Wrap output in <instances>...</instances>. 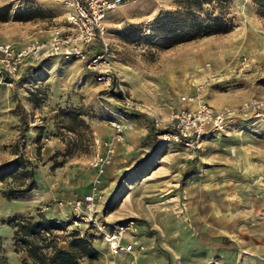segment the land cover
<instances>
[{
  "label": "rangeland",
  "instance_id": "1",
  "mask_svg": "<svg viewBox=\"0 0 264 264\" xmlns=\"http://www.w3.org/2000/svg\"><path fill=\"white\" fill-rule=\"evenodd\" d=\"M202 1L190 0L192 23L220 11L216 0ZM1 6L8 18L0 20V42L21 46L63 25L60 0H0ZM182 6L181 0H125L105 17L106 56L129 97L160 117L182 106L180 96L198 84L214 106L251 96L264 100V18L255 14L253 0L227 1V32L169 46L154 42L153 18ZM16 9L30 18L12 20ZM65 107L80 111L90 135L87 146L71 155L63 154L64 141L75 135L60 128L55 116ZM109 119L130 127L97 176L88 160L95 140L111 135ZM165 130L123 107L73 56L26 61L13 79L0 71V164L20 155L34 180L29 191L7 197L17 180L0 179L3 264H21L5 218L37 212L61 223L54 231L59 237L76 230L89 238L96 259L79 264H264V120L236 121L204 137L192 153L163 138ZM93 182L101 196L92 218L75 217L73 198ZM107 232L132 249L113 252L103 237Z\"/></svg>",
  "mask_w": 264,
  "mask_h": 264
},
{
  "label": "built area",
  "instance_id": "2",
  "mask_svg": "<svg viewBox=\"0 0 264 264\" xmlns=\"http://www.w3.org/2000/svg\"><path fill=\"white\" fill-rule=\"evenodd\" d=\"M63 4V25L49 30L46 37H30L21 46L8 41L0 42V71L7 77H17L26 61H38L54 55L73 56L90 72L105 89L115 93L119 103L126 108L142 112L149 116L153 128H166L163 138L180 144L189 152L201 147L204 137L225 131L236 121L256 122L264 120V100L247 97L236 104L214 106L202 98V84L180 96L182 106L170 110L160 117L152 108L132 99L126 93L121 81L111 67L106 56L107 44L104 41V19L125 0H60ZM112 130L110 136L95 140L96 151L90 156L88 166L98 176L108 164L113 151V143L122 139L123 131L130 127L117 119H109ZM99 147V148H98ZM101 190L93 182L89 189L73 198L71 207L74 216L91 219L93 204L100 198ZM104 240L113 251H128L132 243H119L116 233H104Z\"/></svg>",
  "mask_w": 264,
  "mask_h": 264
},
{
  "label": "trees",
  "instance_id": "3",
  "mask_svg": "<svg viewBox=\"0 0 264 264\" xmlns=\"http://www.w3.org/2000/svg\"><path fill=\"white\" fill-rule=\"evenodd\" d=\"M203 0L202 2H208ZM228 0H216L220 11L216 15L207 17L200 22L192 23L190 19V0H181L183 6L172 11H163L153 18L151 30L154 42L169 46L172 43L186 41L198 35L227 32L231 23L225 17ZM255 14L264 18V0H253ZM0 11L4 14L0 20L8 18L7 7L1 6ZM12 20H27L30 18L26 11L16 9L10 16ZM55 116L59 127L65 132L72 133L64 141L63 154L71 155L81 151V147L87 146L90 140L89 129L81 113L77 108H58ZM19 120L24 125L22 112L19 113ZM39 136H35L37 142ZM38 154V148H36ZM33 168L29 162L20 155L14 156L9 161L0 164V179L9 176L17 180L15 189H9L13 195L7 197L21 196L29 191L33 185ZM4 223L11 228V243L14 252L21 253V264H79L81 259L93 261L97 253L89 238L80 235L76 230L70 231L66 236L59 237L54 231L62 228L61 223L47 218L37 212L34 215L25 216L12 215L6 217ZM62 242V244H60ZM0 264H3V257L0 255Z\"/></svg>",
  "mask_w": 264,
  "mask_h": 264
},
{
  "label": "crops",
  "instance_id": "4",
  "mask_svg": "<svg viewBox=\"0 0 264 264\" xmlns=\"http://www.w3.org/2000/svg\"><path fill=\"white\" fill-rule=\"evenodd\" d=\"M111 15H112V13H111V12H108L106 16H111ZM46 36H47V35H46ZM210 103H212V101H211ZM212 104H213V103H212ZM215 104H219V102H215Z\"/></svg>",
  "mask_w": 264,
  "mask_h": 264
}]
</instances>
